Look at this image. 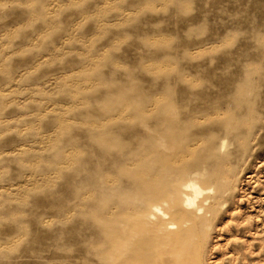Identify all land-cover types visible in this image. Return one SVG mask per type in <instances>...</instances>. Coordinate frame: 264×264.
<instances>
[{
	"label": "rangeland",
	"instance_id": "1",
	"mask_svg": "<svg viewBox=\"0 0 264 264\" xmlns=\"http://www.w3.org/2000/svg\"><path fill=\"white\" fill-rule=\"evenodd\" d=\"M0 264H264V0H0Z\"/></svg>",
	"mask_w": 264,
	"mask_h": 264
},
{
	"label": "bare ground",
	"instance_id": "2",
	"mask_svg": "<svg viewBox=\"0 0 264 264\" xmlns=\"http://www.w3.org/2000/svg\"><path fill=\"white\" fill-rule=\"evenodd\" d=\"M194 200H195V197H191V198L189 199L190 204H194Z\"/></svg>",
	"mask_w": 264,
	"mask_h": 264
}]
</instances>
